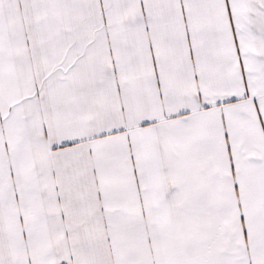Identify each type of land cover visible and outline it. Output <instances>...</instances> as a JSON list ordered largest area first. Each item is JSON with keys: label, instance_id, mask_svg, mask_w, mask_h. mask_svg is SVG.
<instances>
[{"label": "snow or ice", "instance_id": "6c2138e0", "mask_svg": "<svg viewBox=\"0 0 264 264\" xmlns=\"http://www.w3.org/2000/svg\"><path fill=\"white\" fill-rule=\"evenodd\" d=\"M0 264H264V0H0Z\"/></svg>", "mask_w": 264, "mask_h": 264}]
</instances>
